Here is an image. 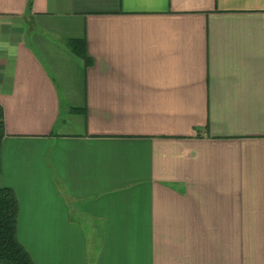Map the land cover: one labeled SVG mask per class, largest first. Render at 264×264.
<instances>
[{"label":"crops","instance_id":"obj_1","mask_svg":"<svg viewBox=\"0 0 264 264\" xmlns=\"http://www.w3.org/2000/svg\"><path fill=\"white\" fill-rule=\"evenodd\" d=\"M0 106L35 264H264V0H0Z\"/></svg>","mask_w":264,"mask_h":264},{"label":"trees","instance_id":"obj_2","mask_svg":"<svg viewBox=\"0 0 264 264\" xmlns=\"http://www.w3.org/2000/svg\"><path fill=\"white\" fill-rule=\"evenodd\" d=\"M31 4L32 0H28V7ZM70 44L74 51L85 56L84 43L73 41ZM4 136V113L0 106V162ZM18 213L19 206L15 192L11 188L0 187V264H35L18 239Z\"/></svg>","mask_w":264,"mask_h":264}]
</instances>
